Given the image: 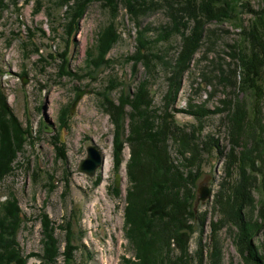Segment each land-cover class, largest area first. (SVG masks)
Listing matches in <instances>:
<instances>
[{
  "label": "trees",
  "instance_id": "16d2710c",
  "mask_svg": "<svg viewBox=\"0 0 264 264\" xmlns=\"http://www.w3.org/2000/svg\"><path fill=\"white\" fill-rule=\"evenodd\" d=\"M11 1L0 0V20ZM98 1H103L109 10L110 20L96 34L87 52L86 67L94 72L103 65H109V53L121 39L117 20L120 10L125 8L137 30L136 52L128 60L133 62L134 69L142 65L147 74L134 93L122 90L118 101L108 98V92L117 88L115 81L110 79L107 92L102 96V107L111 116L113 125L116 171L120 170L125 144L131 148L128 162L131 185L125 207L124 228L134 256H124L122 264H207V256L209 264H224V251L218 233L226 226L236 229L234 245L244 255L245 264H264V253L253 241L264 226L256 223L254 215L261 202L260 217L264 222V0H260L258 10L251 9L249 0H51L54 8L65 9L66 22L63 26L68 44L70 39L72 41L77 36L79 22L84 14ZM37 4L39 8L35 14H40L44 5L41 1H37ZM52 9L49 8L50 14ZM158 10L165 12L169 19L168 25L154 28L141 24V18ZM243 12L251 16L248 24L241 17ZM214 23H232L240 30L241 38L230 46L232 52L229 54L234 59L231 64L234 66L231 68L232 77L226 75L224 66H220L218 75L211 76L204 71L202 77L208 84H212L216 78L225 88L250 92L253 96L252 105L249 107L246 100L225 98L221 106L214 109L208 108L206 102H191L187 109L177 110L174 106L183 88L185 75L193 74L191 66L196 61V55L202 53V58L206 59L209 52L214 50L212 36L215 31L208 27ZM38 30L47 37L48 33L43 27ZM28 32L35 35L34 27L31 26ZM50 32L56 31L52 28ZM173 37H180L181 41L176 55L169 58L166 48L163 45L158 48L157 45L165 41L170 46ZM68 46L65 52L58 54L63 62L60 78L73 74L68 70L71 62ZM26 48V52H29L28 42ZM35 51L39 53L40 49L36 47ZM162 72L166 76L168 89L163 106L156 107L151 87ZM197 90L201 88L197 87ZM1 93L0 183L20 163L18 159L25 152L27 139L35 140L32 131L24 129L13 110L8 109L7 97L3 91ZM67 110L65 115L71 112L69 108ZM178 112L197 119L199 126L181 125L175 116ZM218 114H225L223 126L227 127L231 144L227 153L226 179L221 183L216 198L220 217L212 223L210 246L204 245L201 238L198 250L193 253L190 247L196 232L194 221L202 226L203 232L207 220V214L200 217L194 208V189L202 176L204 155L216 151L220 158L226 156L225 147L220 144L219 138L212 133L203 135L206 118ZM62 124L63 127L68 126L67 120L63 118ZM51 139L59 153L58 158L66 159L63 145L59 146L60 139ZM238 148L241 150L237 152ZM235 169L238 171L236 178ZM38 171L42 169L38 167ZM34 175L35 179L39 177L38 172H34ZM49 176L51 179L52 176ZM262 177L261 189L258 181ZM64 183L66 198L70 179L66 178ZM48 186L50 192L55 188L52 182ZM255 193L263 196V199L258 202ZM72 214L62 225L57 226L45 208H41L42 250L25 254L19 234L25 228L27 217L15 193H10L0 203V264H30L33 257L37 258V262L32 264H74L80 248L77 240L82 243L85 232L80 219L75 218L74 212ZM58 230L65 232L64 250L57 236Z\"/></svg>",
  "mask_w": 264,
  "mask_h": 264
},
{
  "label": "rangeland",
  "instance_id": "374dc122",
  "mask_svg": "<svg viewBox=\"0 0 264 264\" xmlns=\"http://www.w3.org/2000/svg\"><path fill=\"white\" fill-rule=\"evenodd\" d=\"M37 1L44 5L40 14H35V10L39 8ZM249 1L251 9H260V0ZM50 7L53 8L51 14ZM64 12L65 9L54 8L51 0H13L9 2V7L0 20V91L7 97L8 109L13 110L22 127L29 128L35 137V140L27 139L25 152L18 159L20 163L16 165L14 172L0 183V203L4 202L10 193H15L19 200L21 209L27 217L25 228L19 234V242L25 254L42 250L39 215L41 208L44 207L57 226L62 225L67 217L73 215L72 212L76 219H80L85 236L82 243L77 240L80 248L74 264H122L124 256L128 258L134 256L124 228L125 207L131 185L128 175L131 148L125 144L123 161L120 170L116 171L113 157V125L111 116L102 107L104 101L102 96L107 92L106 87L110 79L115 81L117 88L108 92V98L118 101L122 90L134 93L139 82L147 77L142 65L134 69L133 62L128 60V57L136 52L137 30L125 8H122L117 20L121 39L109 53V65H103L100 69L90 72L85 62L87 52L96 34L108 25L110 12L103 1L94 2L80 20L77 36L72 41L70 39L69 44L68 37L64 34L63 25L66 22ZM241 17L245 24H248L251 16L243 12ZM168 23L169 19L162 10L141 18L143 26L152 25L157 28ZM31 26L34 27L35 35L28 32ZM40 27L48 33L47 37L40 33L38 30ZM208 27L215 31L212 36L215 42L214 50L209 52L206 59L202 58V53L196 55V61L191 66L193 74L185 75L183 88L174 108L187 109L191 102L195 104L206 102L208 108L214 109L221 106V101L225 98L246 100L251 107L253 96L250 92H242L232 87L225 88L216 78L212 84L206 83L203 79L202 72L207 71L211 76L218 75L220 66H224L226 75L232 77L231 68L234 66L231 64L234 63V59L229 54L232 52L230 46L238 43L241 38L240 30L232 23H214ZM52 28L55 33L50 32ZM180 41V37H173L170 46L168 42L161 41L157 47L163 45L171 58L176 55ZM27 42L29 52H26ZM67 45L68 57L71 59L68 70L73 74L60 78L63 62L58 54L65 52ZM36 47L40 49L39 53L35 51ZM23 80L27 81L26 85L23 84ZM237 80L240 81L239 75ZM197 87L201 90L196 91ZM151 88L155 95V106L162 107L168 89L164 72L152 82ZM79 90L93 92L83 96L73 114L70 112L69 115H65L64 112L68 111V108L71 110ZM262 111L264 118V98ZM45 115L53 122L49 124L52 128L50 133H45L42 129ZM175 116L183 126H199L198 120L192 116L182 112L176 113ZM224 116L225 114L212 115L204 121L203 135L212 133L219 138L220 144L225 147L226 156L220 158L216 151L204 155L202 176L194 189L196 193L194 208L200 217L207 214V220L203 232L202 226L194 221L196 232L190 247L193 253L198 250L201 238L204 245L210 246L212 223L220 217L216 209V198L221 183L226 179L229 160L227 153L231 149L227 127L223 126ZM63 118L67 120L66 127H63ZM52 137L60 139L59 146L63 145L66 159L58 158L59 153L52 144ZM90 145L97 146L105 160L109 159V172L106 178L105 163L94 177L78 171L81 161L87 158V147ZM240 150L241 148H238L237 152ZM38 167L42 169L41 172L38 171ZM34 172L39 173L37 179ZM118 174L121 175L120 188L115 186ZM237 174L238 171L235 169V178ZM49 175L52 176L51 179ZM66 178L70 179V190L64 198ZM262 180L263 177L258 181L261 189ZM51 182L55 185L52 192L48 186ZM102 182H106L105 193ZM206 188L210 193L204 196L200 191ZM115 189L119 192L117 193ZM254 195L258 202L263 199L258 193ZM260 203L254 215L256 223L264 225L260 217ZM234 231L236 229L226 226L218 233L224 251V264H245L244 255L242 256L234 245ZM57 236L64 250L65 232L58 230ZM253 241L260 247V252L264 253V226ZM208 260L207 256V264ZM34 262H37L35 257L30 259V264Z\"/></svg>",
  "mask_w": 264,
  "mask_h": 264
},
{
  "label": "water",
  "instance_id": "95a60500",
  "mask_svg": "<svg viewBox=\"0 0 264 264\" xmlns=\"http://www.w3.org/2000/svg\"><path fill=\"white\" fill-rule=\"evenodd\" d=\"M27 81L23 80V84L26 85ZM93 91L92 90H79L74 102L72 103L71 106V114L74 113L78 103L81 101L83 96L85 94H91ZM53 124L51 119L48 118L47 115L44 116L43 118V123H42V129L45 133H50L52 131V128L49 126V124ZM104 156L102 151L95 145H90L87 147V158L82 160L78 171L81 173L86 174L89 177H94L98 171V169L102 168L104 165ZM120 180H121V175L116 176V181H115V186L116 188H120ZM200 193L204 194V196L209 195L210 191L209 189H205L204 191H200ZM202 200H205V197L202 198Z\"/></svg>",
  "mask_w": 264,
  "mask_h": 264
},
{
  "label": "bare ground",
  "instance_id": "6f19581e",
  "mask_svg": "<svg viewBox=\"0 0 264 264\" xmlns=\"http://www.w3.org/2000/svg\"><path fill=\"white\" fill-rule=\"evenodd\" d=\"M106 161V162H105ZM104 161V163H105V166H104V175H105V178H106V176H107V174H108V172H109V159L108 158H106V160ZM103 183V182H102ZM105 187H106V182H104L103 184H102V189H103V192L105 193Z\"/></svg>",
  "mask_w": 264,
  "mask_h": 264
}]
</instances>
